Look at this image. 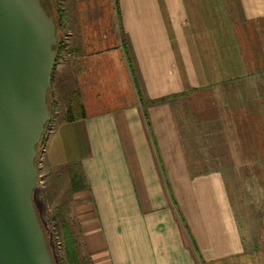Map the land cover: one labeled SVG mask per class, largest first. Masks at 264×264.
<instances>
[{"label": "crops", "instance_id": "crops-1", "mask_svg": "<svg viewBox=\"0 0 264 264\" xmlns=\"http://www.w3.org/2000/svg\"><path fill=\"white\" fill-rule=\"evenodd\" d=\"M61 7L64 48L53 77L62 117L39 158L52 170L81 168L87 186L74 193L82 208L75 232L85 261L264 264V215L255 231V223L245 227L222 169L197 160L202 141H218L219 123L212 111L206 120L188 112L185 101L220 90L229 111L243 116L233 122L242 133L257 123L264 134V0H61ZM159 109H167L191 207L159 161L147 117Z\"/></svg>", "mask_w": 264, "mask_h": 264}, {"label": "water", "instance_id": "water-1", "mask_svg": "<svg viewBox=\"0 0 264 264\" xmlns=\"http://www.w3.org/2000/svg\"><path fill=\"white\" fill-rule=\"evenodd\" d=\"M56 42L40 0H0V264H54L33 191Z\"/></svg>", "mask_w": 264, "mask_h": 264}, {"label": "rangeland", "instance_id": "rangeland-1", "mask_svg": "<svg viewBox=\"0 0 264 264\" xmlns=\"http://www.w3.org/2000/svg\"><path fill=\"white\" fill-rule=\"evenodd\" d=\"M55 87L56 81L55 77H53L51 82L52 93L50 94L53 101H56L54 92L56 89ZM47 94L49 95L48 91ZM185 101L186 108L189 109L188 112L195 110L198 114L194 113V115H203L204 120H206L211 117L212 111L213 119L218 121V141H214L213 143L208 141V145L206 142L202 141L203 147H198V149L204 154V158L199 159L197 156L196 158L199 161H203L205 166H213L222 169L224 181L236 216H238L239 219L242 218V221L245 219V227H248L249 223H255L253 228L255 231L258 229L260 216L264 215V134H262L263 136H259L257 133L253 132L242 133V126L239 125L237 127L233 122H241L243 116L240 114V111H229L226 106V96L220 90H218V93L209 90L196 93L194 97H189ZM55 106L56 111L54 119L46 123L44 132L36 146L37 155L35 158V165L38 169V183L33 193V199L44 230L56 251L57 248L58 250L60 248L58 242L60 237V224L59 214L55 213L54 208L58 201H60L62 188L60 184L53 181L55 170L48 169L44 164H41L39 158L46 136L62 117V111L58 109L57 102ZM164 111L166 112L167 109H159V115L155 120H152L149 112L147 113L149 122L152 123V128L156 132L159 161L162 164L165 178L168 180L170 188H173V180L176 178L175 180L178 182L183 198L186 199V201H190L187 185L188 178H182V176H187L188 174H184L182 170L177 169L176 161L179 158L176 154L177 150L175 148V143L170 140L166 130L168 128V116ZM253 111H255V113H251L255 115L251 116L250 119L258 120V110ZM198 126L196 124L195 130L197 134L198 131L202 130V128ZM190 127L191 126L188 128ZM248 128L250 131H256L259 130L260 126L257 123H251ZM157 129L158 131H156ZM205 135L209 136L206 127L202 130V137ZM243 137H248L250 140L243 139ZM211 144L213 147H208ZM209 149H211V157L206 156V153L210 152ZM187 204L191 207V201ZM65 205V209L69 211L66 216L68 220L73 223L74 229L76 230L77 215L82 209L80 196L78 194L70 196V198H67ZM57 264L67 263L64 260H59Z\"/></svg>", "mask_w": 264, "mask_h": 264}, {"label": "trees", "instance_id": "trees-1", "mask_svg": "<svg viewBox=\"0 0 264 264\" xmlns=\"http://www.w3.org/2000/svg\"><path fill=\"white\" fill-rule=\"evenodd\" d=\"M40 2L43 8L45 9V11L53 17L55 26H56L57 42L55 45V62H54V65H55L64 48L63 36L61 34V29L64 26V21H65L64 12L61 7V0H40ZM54 65L51 71L50 86L48 87V90H47L49 92V95L47 94L46 96V101H47L48 110H49L48 121H52L54 119L55 111H56V108H55L56 101L55 100L53 101L50 97V94L52 93L51 82L53 78ZM178 95L182 96L183 93H180ZM175 96H176L175 94L171 95V97H175ZM165 99L166 98H160V99L154 100L153 102H158V101H162ZM44 129H45V126H44ZM252 132L258 134V130L252 131ZM54 173L55 174H54L53 181L55 183L60 184L62 188L60 201H58V203L56 204L54 208L55 213L59 214V224H60V237L58 241L60 245L59 250L57 248L55 251L54 247L52 246V243H50L49 238L42 225V221L40 220V217H39V214H38V211L36 209L34 199H33L34 208H35L38 220L40 222V225L43 229L48 250L51 254L54 264H57L59 260H64L67 264H88L85 261V258L82 254V251H81L82 248L80 245L79 238L75 232L74 225L68 220L66 216L68 215L69 211L65 209L67 198H70V196H72L76 191L86 188L87 186L86 180L84 178V175L81 171L80 166L77 163H71L67 166L57 168L54 171Z\"/></svg>", "mask_w": 264, "mask_h": 264}]
</instances>
